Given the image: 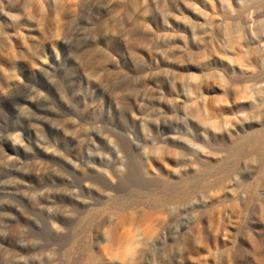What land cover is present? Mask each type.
I'll use <instances>...</instances> for the list:
<instances>
[{
    "label": "rangeland",
    "instance_id": "obj_1",
    "mask_svg": "<svg viewBox=\"0 0 264 264\" xmlns=\"http://www.w3.org/2000/svg\"><path fill=\"white\" fill-rule=\"evenodd\" d=\"M0 264H264V0H0Z\"/></svg>",
    "mask_w": 264,
    "mask_h": 264
}]
</instances>
